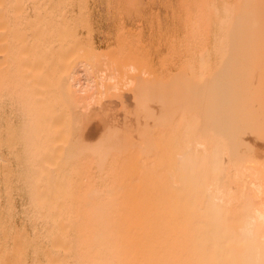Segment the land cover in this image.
Instances as JSON below:
<instances>
[{
  "label": "rangeland",
  "instance_id": "374dc122",
  "mask_svg": "<svg viewBox=\"0 0 264 264\" xmlns=\"http://www.w3.org/2000/svg\"><path fill=\"white\" fill-rule=\"evenodd\" d=\"M78 1L80 2L81 6L80 4L77 6ZM78 1L75 0L74 5L71 4L72 6L68 5V9L70 11L68 10L69 13L68 12L67 13L68 14L74 13L77 17L80 16L82 13L81 17L77 18L76 16L72 15L71 16L72 19L67 18V20L65 19V21L63 20V22L60 20L61 22L59 23V25H57L58 23L56 22L52 23V21H49V19L45 20L46 17L43 19L44 21L35 20L34 18L35 17L34 9H36V4L38 3L42 4L45 2L44 4L46 5V3L49 2V0H34V1L33 0H26V1L23 0L22 3H21V0L20 1L19 0H3V2H1L0 0V3L2 4L0 16L2 14L1 19L4 17L1 20L0 25L2 28H5V33L3 36L2 35L1 36L4 37V39L6 40L5 42L8 44L7 46H5L6 43L5 42L2 43L3 45L1 46L4 48V50L2 47L0 49V51L3 50L0 53L3 54L4 52V55H2L4 61L6 60L8 62L4 66L0 67V171H1L0 178H3V175H4V178L6 177L5 179L7 180V181L5 180L7 182L6 183L4 182V178L3 180L0 179V188L5 183L7 184L3 186L5 188L2 187L0 189L2 193V194L0 193L1 194L0 201L2 203H3V200L7 201V204H5L6 203L5 201L3 204H5L6 207H9L10 211L12 210L13 213H15L14 210H16L17 211L16 213L21 214V215L22 213L25 214V212L27 211L28 213H32V215L35 213L40 214L39 211H41V208H43V206L45 208L48 206L47 207V210H48L49 205H50L53 207V209L54 207L56 208L58 207L56 210L59 209L58 211L60 213L55 211L58 214H64L62 212H66L67 214H71V215L82 213V212H79L77 209V207H81L82 205V204L80 205V202L78 200L84 196V193H82L83 191H80V190H82V187H83L82 183L90 182L89 181L90 179L85 178L87 177V175L84 177L85 179L78 176L81 172L80 167L84 165V164L80 165L83 161L80 158L84 156V154L87 156V158L89 157L91 159V162L89 161L90 162L89 169H86L88 170L86 174L92 175L91 181H93V183L96 184V187L100 189L101 191L106 192L107 190L112 189L113 192L110 195V197L116 200L115 205L118 207L122 206L128 209L125 211H117L116 213H126V214L137 213V212L146 213V210H143V208L149 207L151 205H153V207L155 205H158V207H161L159 206V204H162L161 202H163V200L157 203V201L161 199L157 198V201H156V197H159V198L163 197V194H164L163 192L165 189L163 188L162 183H165V181H167L168 179L166 178L167 180L165 179L164 182L162 179H164L163 176L165 173H167L166 171H168V168L170 167L169 165L166 164V160L168 158L169 159L172 158V155H170L171 153H169V149L171 147L172 149H174L173 147L174 144L176 145L174 149L175 151H180V152H182L183 150L187 151L186 149L188 147L190 149L192 148V150L194 151L196 149L194 147L195 143H198L197 141H199L200 137H202L201 138L202 142L204 140L205 142L203 143L201 142L203 144L202 149L200 147L201 145L199 146L200 148H197V150L201 149L198 155L201 154V152H203L204 154V151L208 149L209 147L210 148L206 150L208 152L212 148L215 149L217 147L219 150L217 148L215 150L213 149L212 150L215 152L218 151V153L216 154L218 158L220 157L218 154L221 155L222 159L220 158L221 162L219 163L221 164L219 165L223 166L224 162L226 161L224 160L223 162V159H225L227 155L228 156L230 155L229 150L227 148L229 147L230 150L232 149V147H230L228 144L232 139L229 142H227V140H229L231 137V133L232 135H234L232 136L234 137L232 141H234L235 137L236 136L238 137L240 133L244 134L242 130L246 128L244 132L246 133L245 135L247 136L249 135V138L247 139L248 142L253 143V141L256 142L257 140V142L253 144L257 145L258 143L259 145H261L260 147L259 146H256V147L260 148L261 150L260 155L264 157V151H263L264 150V80H263L264 70H262L264 69V66H262V64L264 65V60H263L264 59V51H263L264 49L263 47L264 46V34H263L264 33V16H263L264 15V5H263L264 0H261V1L258 0V2L257 0H255L256 4L258 3L259 5H261L260 3H262L263 5V8L262 6H260L261 8H259L258 6V10L260 9L259 11L256 8L257 6L256 7L252 6V3L254 2V0H251L252 3L250 2V0H242V1L241 0H234V1L233 0H223L225 1L224 3H222L223 2L222 0H86V1L78 0ZM19 2L21 6L25 4L23 6L24 8L23 7L21 8L19 6ZM240 2L241 4L242 3L248 4V6L247 4H245L246 9L243 7L245 5L243 4L241 5ZM236 3H239V4H236ZM10 4H13V5H10ZM3 5H4V8H3ZM79 6L82 7V10H80ZM249 6H251L250 7L251 10L247 9V7ZM77 7H79V9ZM230 7L231 9H228ZM253 7L254 9L256 8V10L252 11ZM20 8L23 11L24 10L25 11L22 12ZM226 9H228L229 11ZM32 10L34 11L33 12L34 15L32 13ZM249 11H252V12H249ZM236 12L238 13V15ZM234 14L236 15L234 16ZM82 16L85 19L82 18ZM75 17L77 20L75 19ZM30 19L35 20L33 22L34 25L32 22H31L32 25H30V22L27 23V21ZM3 21H4V24H3ZM38 21H40L39 23L41 25L38 23ZM248 21L250 25L248 24ZM35 22H37L38 25ZM67 22H70V23H67ZM254 22H255V25H254ZM257 22H259V24ZM227 23L230 24V26ZM234 24L236 26L239 24L240 27L238 26L236 27ZM242 24L243 25L246 24L247 27H250L249 28L250 32L248 31L249 29L243 26ZM36 25L39 27V29H41V30L39 29L38 30L36 29V30L38 32L41 31L42 33L37 32L38 34H33L34 31H36L35 30ZM34 26L35 28L32 29ZM44 26L47 31H45ZM54 27L56 29H54ZM226 27L228 28V30H226L227 29ZM230 27H232V30ZM64 28L65 30H63ZM66 28H69L70 30ZM233 28L234 29L238 28V29L234 30ZM9 29L11 30L9 31ZM244 29L245 30L247 29V32L249 33V35L247 32H245ZM15 30L16 32L19 31L20 34L16 33ZM21 30L25 33L23 38H22L23 32H20ZM240 30L241 31L244 30L243 33ZM251 30L254 33H251ZM51 31H53L52 33L54 34H52ZM217 31L218 33L220 31V33L218 34ZM232 31L235 32L237 36ZM2 33L3 32L1 31L0 34ZM49 33H50V36H49ZM224 34L227 35L226 36L227 38L224 36ZM232 34L234 36H232ZM20 35L22 39H20ZM42 35L44 36L48 35V37L47 38L43 37L42 39L41 38ZM35 37H36V41L34 39ZM51 38H53V40ZM23 42L25 43V46L22 45ZM32 42H33V45H32ZM35 43H37L39 46L36 45ZM40 44L43 48L41 47L42 49L40 48L39 50H37L38 47H40ZM17 45H22L23 48H19L20 46L17 47ZM31 45L33 46L34 50L32 47L28 49L29 48L28 46H31ZM247 48L250 49L251 51L248 50ZM17 50L19 52H17ZM31 50H33L32 51L33 54ZM35 50H37L38 52ZM252 50H254L253 52H255L256 50L257 51L253 54ZM21 52H23V54H26L29 52L31 54V55L30 54L28 55L29 58H31L30 56L34 55L32 56L33 59L28 58L29 59L28 61L34 62L35 60L37 61L39 59L37 61L38 63L35 62L34 65L37 63L35 66H37L38 64H41L42 66L40 65V67H34L33 65V67L31 68L32 64L31 65L27 64L29 63L27 61V63H23V64L27 65V68H31L33 70L30 69L29 71V69L27 70V68L25 69V67L23 70V65L21 64L24 60L22 61L19 58H17V57H20V58L23 57ZM259 54L260 56H258ZM37 56H39V58ZM24 57H26V55ZM252 59L253 60L255 59V60L253 61ZM259 60L261 61V64ZM19 61H22V62H19ZM230 62L232 63V65H230L231 64ZM252 63L254 65V69H253ZM129 65L130 66L134 65V69L137 68L135 69L137 71L134 72V74L132 71H130L131 69L135 71L133 69V66L130 67ZM20 66L22 67L20 68ZM127 66H129L128 69H127ZM250 67L252 68L253 71L249 70L251 69ZM75 69L76 70L78 69L79 71L84 73L83 74L84 75L83 84L85 86V88L83 87L85 90L83 93L85 94L81 95L82 96L81 98L77 97V99L69 98L70 96L67 97L68 94H66L67 96L64 95L65 94L64 92L66 91L63 90L64 87L62 88V81L64 80L63 78H65L66 74H68L69 76L68 72L72 70L70 73H73ZM143 70L148 71V72H145L146 74L142 72L143 73L142 75L145 74L144 77L148 75L149 78L151 77V80L155 79L154 81L156 82L152 81L153 82L152 83L151 80L148 81L149 79L148 78L146 79V82L148 83L151 82V83L150 84L146 82L144 83L143 80H145L147 76L143 79V76L139 74ZM104 71L113 74L114 77L117 76L116 81H118V83L116 84L117 86L114 85V87L116 86L114 90H112L113 83L111 82L107 83L106 80L102 81L104 77L102 74L105 73ZM249 71L251 73H249ZM230 72L233 74L227 75V73H230ZM138 74L142 76L143 80L141 78L139 79L136 78L137 76L140 77ZM245 74L246 76L247 74H249L252 79L250 78L249 75L246 77ZM105 75L107 74L105 73ZM230 75H232L233 82L236 79L234 83L231 82V77L230 78L228 77L229 79L227 78V76H230ZM76 76L77 75H75V78ZM123 77H124V80L126 79L129 80V78L131 79L132 77L136 78L135 80H133L134 78L130 80L132 81V84L135 85V87H128L127 86L129 85L128 83H131V82L130 81L128 83L125 82L124 80H122ZM183 77H185L184 80L186 78L187 80H189L187 83L189 82L192 84L194 83L193 84L195 85L194 87H197L198 85V87L201 86V89L200 87L198 89L194 87L190 88V90L192 89L190 91L191 98L189 95H188L189 97L187 98V100L189 99V104L187 102L184 103V105L182 106V108H184L182 109L183 111H181V109H180L181 113L179 111V114H180L179 119L177 118L179 117V114L178 116H176V114L171 115L170 117L166 116L170 122L176 116L177 120L175 119L174 121L176 122L173 121V123H171L172 124L171 126L170 122L168 123V121L164 120V117H162L163 113L166 112V111L165 112L162 111V109H165V107H163V105L165 104L163 103H165L164 100L170 101V102L168 101V105L170 103H173L171 101L172 99L167 98L170 94L166 92H170L168 90L169 89L171 90L172 88H174L175 85L176 87L180 86V84L177 85V81L175 82L176 84L174 83L175 85L173 86L171 82L172 79L174 78L176 80L178 79V82L180 83L179 79L181 78V80H183ZM247 78H249L250 81H248L249 83L246 86L247 80H248ZM191 80L193 82H191ZM243 80L244 82L245 81L246 82L244 83ZM65 81H68V80H65ZM65 81L63 83H65ZM167 81L169 83H167ZM122 82H125V84ZM165 82L168 85L167 87L164 86ZM98 84L104 85V89L103 90L100 89L101 86L99 87ZM123 84L124 85L127 84L126 87L128 89L125 86H123ZM132 84L130 86H134ZM146 84H148L149 86L147 85L148 86L147 87ZM192 84L189 85L188 87L192 86ZM204 84L206 87L207 86L210 87L211 84L213 86L216 84L215 86H217V88H215L216 89L215 90L210 87L212 93L210 92V94H208L206 92L207 88H205ZM225 84L226 85L229 84V86L230 85L231 86L229 87V86H226ZM169 85H171V88H169L170 87ZM243 85L246 87V89H244ZM136 86L138 89L136 88ZM218 86L221 87V90H220V87L218 89ZM143 87H146L147 90L149 91H151L152 89L154 90L156 88L155 91H157V93H155V91H152L155 94H153L152 92L148 93V91H146V88H143ZM239 87L241 88L243 87V88L241 89ZM110 88L112 89L110 90ZM133 88H136L137 91H139V88H141L143 92L145 91L144 95H142L143 93L140 94V92L139 93L136 92ZM165 88H166V91H165ZM177 88H175V91L177 90ZM210 89H207V90L209 91ZM232 89H234L235 92ZM159 90H161V92L162 90L165 91V92L163 91V94L165 95L164 100L162 99L163 97L161 96V93H159L160 92ZM179 90H180V87L178 88L175 94L173 93L171 94V97L172 98L175 97V99L176 98L179 99L177 96L178 94H180V92L177 94ZM217 90L220 92V95ZM241 90H243L242 93H241ZM125 91H128V92H125ZM172 91H174V89ZM132 92L133 93L136 92L134 93L135 94L134 96ZM101 93L103 94L104 97L100 96L102 95ZM124 93H127V95L126 94L124 95ZM194 93L195 94L197 93L198 95L193 96L195 95ZM139 94L145 97V100L143 99L142 101V97L139 96ZM147 94H149L150 98H147L149 97ZM200 94L202 95V98L205 97V99H207L208 101L216 97H217L216 98L217 101L218 100L220 101H218V104H216L217 101L216 99H214V101L212 100L210 103H208V101H206L205 103L202 100ZM214 94H216L215 97H213ZM69 95H71V93ZM121 95L122 97L126 96V98H130L131 100L128 101L129 99H127L126 101L128 102L126 103L124 101L125 98L123 100ZM209 95L212 98H210ZM239 95H241L242 97L244 95V97L242 98ZM134 97H137V102H139V105L143 107V110L145 109L144 111L147 110V113H148V107L154 105V103H156V106L154 105L155 107H152V109H150L151 107H149V110H151V112L153 110L157 111L156 112L157 114H154L156 116L159 115V113L162 111L161 113L162 115L160 114L161 115L160 119L158 116H157L158 119H156V117L153 115L154 113L153 111L152 114H148V115L154 116L153 118L152 116H150L152 119H150V117H148V115L146 114L145 117L143 115L144 120L142 121L143 122L142 124H139V122L141 123V121H138V125L139 126L142 125L141 128L145 126L142 129L140 128L139 130L142 131L145 129V131L146 130L148 131V132L146 131L148 134L142 131L141 133L142 135L140 134L139 131H135V132H138L141 137L138 136L139 135L138 133H135L136 136H134L131 131H128L130 130L129 128L127 130L128 126L133 127L132 129H134L135 128L134 126L135 125L137 126L136 120H139L141 118V117L139 118V116H142L141 114L138 116L139 111H137L136 108L139 109L141 107H137V105L133 101ZM194 97H196L195 100L194 99L192 100V98ZM219 97L220 99H218ZM91 98H92V101L94 100L93 103L90 101L93 107H95L94 104L97 103V101L100 102V104L99 102L97 103L99 108H101L103 104L102 101L106 102L107 99H112V98H113L112 102L114 99L116 100L115 104L118 103L117 104L118 107L113 106L111 101H110L111 106H109L111 107V109L110 108L109 109L111 113L110 117H111V123H112V124L110 123V125L114 129L116 128V130L115 131L113 130L114 131V132L112 131L113 133L111 132L109 133L108 131V143L106 142L107 140L103 141L105 145H101L98 142H94L93 144L97 143V146L94 147L93 145H90L92 148L91 150H89L90 148L88 147L87 150L83 149V151H82V148H74V149L73 147L70 148V145H72V142H73V140L71 139H74L73 137L74 135L71 136L72 134H74L72 133L74 132L73 131L75 128L74 126L80 125L78 121L83 119V117H80L82 115L81 113H84L86 115L87 113L86 109L89 106L91 107V108L89 107L90 110L92 109V111H94L91 103L89 102ZM239 98H240V101L243 100L242 104L240 101H237L239 100ZM69 99L70 101L68 102ZM199 99L201 101H199ZM86 100L87 102L90 103L88 104L89 105L88 107H86L87 106ZM119 100H120V103L118 102ZM176 100L173 99L175 103H176ZM196 100H198V102ZM132 101L134 102L132 104H135L136 106L131 105ZM140 101L142 102L145 101L146 104H148V101H149L150 105H147L148 106L147 107L146 105H143V103H140ZM161 101H162V104H160ZM70 102L72 103L73 106L79 105V106H76L77 108L74 106V110H73L74 112L72 111L73 106L71 105ZM110 103L108 102L104 104L109 105ZM129 103L131 107L133 106L132 108L130 107ZM97 104H96V107H97ZM120 104H122L123 107L124 108L126 107V108L125 109L122 108V105ZM190 104L193 106L196 105L197 109L201 111L199 112L197 111V109L196 111H192L193 109L191 108H196V106L193 107ZM213 104L215 106H213ZM221 104H224V105L221 106ZM231 104L232 105L236 104V109L234 106H231ZM160 105H161V108H160ZM168 105L166 106V110L168 109ZM82 106L84 107V109L86 108L85 109L86 113L84 112V110H82L83 108ZM89 108H88V111H89ZM78 109L81 111V113ZM113 109L116 110L117 114L118 113L120 114V111H121L120 115H122L123 111H124V114L127 115V111L129 110L130 112H128V116H126L127 118L125 119H128V117H130L129 114L133 116L138 113L136 116H138L139 119L135 118L134 119L135 122L133 121L131 123L133 124L136 123V124L134 126H130L131 124L129 122L130 118L128 120H123L124 118L121 117L119 114H118L119 116L116 115L115 114L116 112H114ZM205 109L206 111H204ZM75 110L77 111V113L79 111V113L75 114L76 112ZM232 110L234 112H232ZM235 110L238 111V113ZM95 111H96V108H95ZM133 112H136V113L133 114ZM203 112L204 114H202ZM73 113L74 115H79L80 118L79 117L77 118V116L72 117ZM223 113L225 115H223ZM112 114H115V115H112ZM204 116H206L207 118ZM216 116L218 117V120ZM222 116L224 117V119L222 118ZM261 116L263 118H261ZM133 118L131 119L133 120ZM229 118L230 120L232 118L234 119L237 118V121L233 119H232L233 121L231 120L232 123L235 122L232 124L236 126L235 128L234 126L231 125ZM159 120H161L160 123H162V121H165V122L162 124H159ZM220 120L222 121L220 122ZM178 121L180 122L177 123ZM151 123L156 126L155 127L154 125L152 126ZM165 123H168V125L170 124L169 125L170 127H168V125ZM202 124H205L204 127L208 129V130L206 128H205L206 130L203 129L204 134L202 133L201 130H199ZM206 124L208 127L206 126ZM224 124H226L227 126L225 125L224 127ZM163 125H166L167 128H164L165 126ZM228 125H230V131L226 130ZM178 126H180V128ZM146 127H148V129ZM204 127L202 126V128ZM123 128L125 130H123ZM137 128L139 127L137 126L135 130ZM177 128L180 130H178ZM220 128L225 129V130H221ZM143 132L144 134H146L145 136L143 135ZM234 132L235 133L239 132V133L238 135H235ZM114 134L120 135L121 147L119 144H118L119 146L116 144L117 142L116 141L115 145H113L114 149H110L111 146H109L110 145L109 141L111 139L109 140V138L110 136H114ZM198 134L200 135L198 136ZM225 134L227 136L230 135L229 139L226 138L227 136ZM201 135L206 136V137H203ZM210 135L211 136L213 135V139ZM174 136L178 137V138L175 137L177 139L176 141L174 140L176 143L171 141L175 139V138L171 139ZM250 136H252V138H250ZM45 138L47 139L46 140L47 144L44 143V141H42V139L44 140ZM235 141L237 142L236 144H232L235 142H231L230 145L238 146L239 141L237 139ZM42 142H43V145H41ZM103 142L101 141V143ZM169 142L171 143L170 148L168 146ZM226 142L228 144V147L224 145L226 144ZM245 142L247 141L245 140ZM201 143L199 141L198 144H201ZM106 144H108L109 146V147L107 146L109 148V152L107 153H106V149L108 150V148H106ZM220 144L221 145L223 144V145L221 146ZM177 145L178 146L180 145V149L177 147ZM204 147H206V149ZM238 147L235 148L234 150L235 152ZM261 147L263 148L261 149ZM189 148H188V151H189ZM224 149H226V151L228 150L227 155ZM239 149L240 148H238L237 153H239L238 152L240 151ZM222 150H224L225 152L223 153ZM164 151H167L168 154L171 156V158L170 156H167V154L164 155L165 153ZM234 151H232V155H234L233 154ZM221 153H223L226 156L224 155L222 156ZM201 156L199 155V159ZM34 158L36 159L34 163H36V161L39 158L43 159V160L40 159L39 162L40 164L44 166V169L43 167L39 166V163H36V165L31 164V161L33 162ZM169 159L167 160L168 164L170 161ZM41 160H42V163H41ZM80 160H81V163H79ZM200 161L198 162L200 164L205 162L204 160H202L203 162L202 161L200 162ZM165 165H167L168 168H166ZM4 166H5V169H3ZM37 166H39L41 169L40 170L37 169ZM1 167H2V170H1ZM85 167H82L83 169L81 168L82 172H84L83 170ZM46 169H49L47 170L48 172L45 171ZM2 172L4 174H2ZM162 172L164 173L162 174ZM159 173L160 175H163L162 176L163 178H160L161 176L159 177ZM81 174L84 175V173H81ZM156 174H158V176ZM83 175L81 176L83 177ZM155 175L159 177V179H156L157 177L154 178ZM37 176H39V178H37ZM165 177H167V174L165 175ZM1 180L3 181L4 184L2 183ZM36 182H40L41 184L44 182L45 183L44 186L45 187L47 186L46 188H48L50 191L52 190V192L49 191L51 193V195L49 194L50 196L46 195L48 194V191L44 186H42L47 191L46 194H45L46 191L43 193L44 194L43 197H47L48 201H49V198L50 199L53 198L51 200L52 201L54 200V202L46 201V204H42V205L41 203H39L40 201H43L44 198L40 200L41 198L38 196V199H37L36 190L38 191L39 189L38 187L41 185H38L40 183L37 184ZM57 183L59 184L61 183V185L57 186L59 185ZM79 183L80 185L78 186L77 184ZM34 184H37V187H36L37 189L34 188L35 191L33 190ZM42 187H40V189ZM84 187L86 186L84 185ZM79 191L82 194L79 193ZM34 192L36 193V196ZM57 192L61 193V195L60 194L58 195ZM40 193H38V195ZM98 196L99 197H97V199L107 198L108 194L107 195L102 194ZM34 197L36 199H34ZM60 197L61 199L59 200L61 201L59 202L55 201L56 199L58 200V198ZM8 199L10 200L9 202L12 201L11 202L12 205L11 203H8ZM45 200L47 199L45 198ZM2 203H0V206ZM11 207L12 208L15 207V209H12ZM61 208H62V211H61ZM7 209L6 211L9 212V210ZM36 209H40V210H36ZM64 209L66 210L64 211ZM42 210L44 211L45 209H42ZM47 210H45V212L54 213V210L53 212H51L52 210L50 211H47ZM107 264H111V262H108Z\"/></svg>",
  "mask_w": 264,
  "mask_h": 264
},
{
  "label": "bare ground",
  "instance_id": "6f19581e",
  "mask_svg": "<svg viewBox=\"0 0 264 264\" xmlns=\"http://www.w3.org/2000/svg\"><path fill=\"white\" fill-rule=\"evenodd\" d=\"M22 1L23 0H21V3H22ZM76 1H78V0H76ZM1 2H3V0H1ZM224 2L225 1H223L222 3H224ZM250 2H251V0H250ZM257 2H258V0H257ZM44 3H42V4H40V3L36 4V9H34V11H35V17L34 18H35V20H43L46 17L45 20H48L49 19V21H52V23L53 22L54 23L56 22V23H58L57 25H59V23L61 21L63 22V20L65 21V19L67 20V18L68 19L71 18L72 15L76 16L74 13L73 14L70 13L71 15L68 14L69 13L68 12V10H69L68 9V5H71V4L74 5L75 0H49V2L46 3V5ZM253 3H254V5H253ZM253 3H252V6H255V7L257 6L256 7L257 10H258V6H259V8H261L260 6H262V8H263L264 3H263V5H262V3H260L261 5H259L258 3L256 4L255 3V0H254ZM16 4H17V2H16ZM79 4H80V2L78 1L77 2V6ZM236 4H239V3H236ZM240 4H241V2H240ZM242 4L245 5L247 3H242ZM1 5L2 4L0 3V12H1V7H2ZM4 5H3V8H4ZM10 5H13V4H10ZM225 5H226V3H225ZM19 6L21 8L23 7V6L20 5V2H19ZM80 6H81V4H80ZM247 6H248V4H247ZM79 7H77V8L79 9ZM243 7L245 8L246 5L243 6ZM250 7L251 6L247 7V9H250L251 10ZM21 8H20V10L22 12H24L25 10L23 11ZM256 8L254 9V7H253V10L252 11L256 10ZM228 9H231V7L228 8ZM228 9H226V10H228ZM80 10H82V7H80ZM238 10H239V8H238ZM34 11L32 10V13ZM252 11H249V12H252ZM85 14H86V12H85ZM33 15H34V13H33ZM81 15H82V13H81ZM81 15L78 16V17H81ZM235 15L236 14H234V16ZM237 15H238V13H237ZM1 17H2V14L0 16V22L4 18L3 17L1 19ZM76 17H75V19H76ZM82 18H84V17L82 16ZM26 19H28V18H26ZM248 19H249V17H248ZM30 20H28L27 23L30 22V25H32L31 22L33 23L35 20H33V19H30ZM4 21H3V24H4ZM39 22L40 21H38V23ZM250 22H252V21H250ZM35 23L38 25L37 22H35ZM67 23H70V22H67ZM257 23L259 24V22H257ZM246 24L245 25L242 24V25L245 26V27H247ZM248 24L250 25L249 21H248ZM19 25H20V23H19ZM33 25H34V23H33ZM37 25H36V28L34 26L32 29L35 28V30L36 29L38 30L39 27ZM48 25H49V23H48ZM66 25H68V24H66ZM228 25L230 26V24H228ZM254 25H255V22H254ZM3 26H5V25H3ZM54 26H55V24H54ZM237 26L240 27L239 24ZM0 27H1V25H0ZM1 28H0V33H1V31L3 33L0 34V43H1L0 44V49L2 47L1 45H3L2 43H4L6 41L4 39V37H2L4 35V33H5V28H2V30H1ZM6 28H7V26H6ZM230 28L232 30V27H230ZM247 28L249 29L250 27H247ZM44 29H45V31H47L46 28H45V26H44ZM47 29H48V27H47ZM54 29H56V28L54 27ZM66 29L70 30L69 28H66ZM237 29L235 28L234 30H237ZM10 30L11 29H9V31ZM37 30L34 31L33 34H38V33L41 32V31L38 32ZM39 30H41V29H39ZM63 30H65V28ZM226 30H228V28ZM243 31H241V32L243 33ZM248 31L250 32V29ZM15 32H16V30H15ZM20 32H23V31L21 30ZM52 32L53 31H51V33ZM203 32H204V30H203ZM238 32H237V34H238ZM245 32H247V29L245 30ZM6 33H7V31H6ZM16 33L20 34L19 31L16 32ZM217 33H218V31H217ZM219 33H220V31H219ZM233 33L236 35L235 32H233ZM251 33H254V32H252V30H251ZM24 34L25 33L23 32L22 38L24 37ZM52 34H54V33H52ZM226 34H224L225 37L227 36ZM248 35H249V33H248ZM49 36H50V33H49ZM232 36H234V35L232 34ZM251 36H252V34H251ZM43 37H46L47 38L48 35H46V36L42 35L41 38L43 39ZM22 38H21V35H20V39H22ZM261 38H263V37H261ZM34 39L36 41V37ZM51 39L53 40V38H51ZM259 39H260V37H259ZM44 41H45V39H44ZM228 41H230V40H228ZM239 41H240V39H239ZM19 42H20V40H19ZM37 42H39V41H37ZM253 42H255V41H253ZM21 43H22V41H21ZM35 44L38 45L37 43H35ZM7 45L8 44L6 43L5 46H7ZM22 45L25 46V43L23 42ZM22 45H17V47L20 46L19 48H23ZM32 45H33V42H32ZM32 45L31 46H28L29 47L28 49H30L31 47L33 48ZM248 45H250V44H248ZM37 47H36V49H37ZM41 47L42 46L40 44V47H38L37 50H39ZM19 48H17V49H19ZM243 49H245V48H243ZM3 50H4V48H3ZM3 50H1V51H3ZM12 50H14V49H12ZM33 50H34V48H33ZM33 50H31V52ZM37 50H35V51H37ZM248 50H250V49H248ZM44 51H45V49H44ZM253 51L254 50H252V53L254 54L257 50L255 52H253ZM263 51H264V49H263ZM17 52H19V51L17 50ZM23 52H21L22 55H23V57L22 58L17 57V58H19L22 61L24 60L23 62L22 61H19V62H22V64L21 63L20 64L23 65V70H24V67L26 69L27 68V65H24L23 63H27V61L29 59H31V58L33 59L32 56H34V55L30 56L31 58H29L28 55L30 53L29 52L28 53L25 52L26 54H23ZM32 54H33V52H32ZM2 55H4V52H3V54L0 53V67L4 66L6 63H8L6 60L4 61ZM11 55H12V53H11ZM25 55H26V57L27 56L28 57L27 58L24 57ZM258 56H260V54ZM37 57L39 58V56H37ZM5 59H6V57H5ZM246 59H247V57H246ZM250 60H251V58H250ZM37 61L36 60L34 62H31V61L29 62L28 61L29 63H27V64H30V65L32 64V66H31V68H32L33 65H34V63L37 62ZM39 63H40V61H39ZM250 64H249V66H250ZM260 64H261V61H260ZM35 65H34V67H40L41 64H38L39 66L38 65L35 66ZM230 65H232V63ZM252 65H253V63H252ZM129 66H127V69H128ZM131 66H133V69H134V65H131ZM262 66H264V65L262 64ZM21 67L22 66H20V68ZM31 68H27V70L29 69V71H30ZM259 68H260V66H259ZM135 69H137V68H135ZM253 69H254V65H253ZM31 70H33V69H31ZM77 70L75 69L73 73H70L72 71L71 70L70 72H68L69 73V76H68V74H66V76H67V77L65 76L66 79L65 78H63L64 80L62 79L63 80L62 81V88L64 87L63 90L66 91V92H64L65 93L64 95L68 94V96L66 95L67 97L70 96L69 98H74V99H77V97L78 98H81L82 97L81 95L85 94V93H83L85 91L84 90L85 86L83 84V80H84L83 79V76H84L83 74L84 73L81 72V71H79V70L77 71ZM129 70H130V68H129ZM249 70L251 71L252 68L249 69ZM262 70H264V69H262ZM130 71H132L133 74H134V72H136L137 70L133 71L131 69ZM234 71H236V70H234ZM250 71H249V73H251ZM104 72L107 75H105V73L104 74L101 73L104 76L102 81L106 80L107 83H109V82L113 83L112 84L113 89L110 88V90L111 89L114 90L116 88V86H117L116 84L118 83V81H116L117 80L116 79L117 76L114 77L113 74H111L109 72H106V71H104ZM142 72L145 73V72H148V71H144L143 70L139 74L142 75L143 74ZM231 72L230 73H227V75L233 74ZM173 74H175V73H173ZM75 75H77L76 78H75ZM110 75H112V76H110ZM144 75H142L143 76V79L147 76L145 78V80L142 79V76H140V77L137 76L136 78H138V79L141 78L144 81V83H145L146 82V79H148L149 77H148V75H146L144 77ZM248 75L249 74H247V76ZM245 76H246V74H245ZM228 77L229 78L231 77V82H233L232 81V75L227 76V78ZM233 77H235V76H233ZM133 78L134 77H132L131 79L129 78V80L126 79L127 80L126 81V80H124V77H123L122 80H124L125 82L128 83ZM136 78H134L133 80H135ZM184 78L185 77H183V80H184ZM250 78H251V76H250ZM247 79L248 80H247L246 86L249 83L248 81H250L249 78H247ZM65 80H68L69 82L68 81H65ZM149 80H151V77L148 79V81ZM154 80L152 79L151 82L154 81ZM179 80H180V83L178 82V79L176 80L175 78L172 79V81L170 80L172 82L173 86L176 84L175 83L176 81H177V85L180 84V86H177L178 88L180 87V90L177 92V94L180 92V94L177 95L179 99L176 98L177 99L176 100L175 97L174 98L171 97V94L172 93L175 94L176 91L178 90V88L176 87V85L171 90L169 89V88H171V85H169L170 86L168 88L169 90L168 89L167 90L170 91V92H166V93L170 94L169 95L170 97L169 96L168 97L166 96V97L169 98V99H172L171 101L173 103H170L168 105V101L169 100H164V98H165V95L163 94V91L164 90H162V92H161V90H159L160 91L159 93H161V96L163 97L162 99L165 101V103H163V104L166 105V103H167L168 109L166 110V106L167 105L166 106L163 105V107H165V109H162V111L163 112L166 111V112L163 113V115H162L161 114L162 111L161 112L159 111L160 113L157 116L160 119V116L162 115V117H164V120L168 121V123L170 121H169V119H167V117H170L171 115H175V114H176V116H178L180 109H181V111H183L182 109H184V108H182V106L184 105V103L187 102L189 104V99L187 100V98L189 96L191 98V92L190 91L192 89L190 90V88L191 87L193 88L195 86V85H193L194 83L193 84L190 83V82H189L190 84L187 83L189 81V80H187V78L185 79L186 81L185 80L184 81L181 80V78ZM235 80H234V82H235ZM64 81H65V83L67 85L65 83H63ZM125 82H122V83L125 84ZM130 82L131 83H128L129 85H127V84L126 85L128 87H135V85L132 84V81H130ZM140 82H141V80H140ZM154 82H156V81H154ZM191 82H193V81L191 80ZM243 82H244V80H243ZM137 83H139V82H137ZM146 83H148V82H146ZM150 83H148V84H150ZM167 83H169V82L167 81ZM124 84H123V86L126 87V85H124ZM131 84L134 85V86H130ZM148 84H146V86ZM191 84H192V86L188 87ZM114 85H116V86L114 87ZM138 85H140V84H138ZM157 85H159V84H157ZM98 86L99 87L101 86L100 89H102V90L104 89V85H99L98 84ZM164 86L165 87L168 86L166 84V82H165ZM204 86H205V84H204ZM214 86L211 84L210 87L213 88V89L217 88V86H215V87ZM226 86H229V84L226 85ZM138 87H140V86H138ZM199 87L201 89V86H199ZM199 87L197 85V87H194V88H197L198 89ZM208 87L209 86H207V87L205 86V88L210 89V87L209 88ZM219 87L220 86H218V89H219ZM237 87H238V85H237ZM136 88H137V86H136ZM136 88H133V89L136 92H138V93L140 92V94L143 93L142 95H144V92L145 91L143 92V90L141 89L142 86H141V88H139V91H137ZM143 88H146V87H143ZM150 88H152V87H150ZM175 88H177L176 91H175ZM239 88H241V87H239ZM155 89L154 90L152 89L151 91H149L146 88V91H148V93H151L152 91H155ZM173 89H174V91H172ZM207 89H206V92L208 94H210L211 89L209 91ZM244 89H246L245 86H244ZM131 90H132V88H131ZM220 90H221V87H220ZM232 90L234 91V89H232ZM237 90H238V88H237ZM165 91H166V88H165ZM242 91L243 90H241V93H242ZM125 92H128V91H125ZM136 92H134V93H136ZM70 93H71V95H69ZM134 93L132 92L133 96L135 95ZM152 93L155 94V93H157V91H155V93L154 92H152ZM244 93H245V91H244ZM125 94L127 95V93H124V95ZM140 94H139V96H141ZM147 95L149 96V94H147ZM196 95H198V94L196 93L193 96H196ZM215 95L216 94H214L213 97H215ZM219 95H220V92H219ZM233 95H235V94H233ZM100 96H103V94L100 95ZM128 96H129V94H128ZM211 96H212V94H211ZM211 96H210V98H212ZM229 96H230V94H229ZM239 96H241V95H239ZM121 97H122V95H121ZM141 97H142V101H143V99L145 100V97H143V96H141ZM220 97L218 99H220ZM243 97H244V95H243ZM84 98H85V96H84ZM122 98H123V100L125 98L124 101L126 103L131 100L130 98H126V96H124ZM147 98H150V96L147 97ZM195 98L196 97L192 98V100L193 99L195 100ZM201 98H202V95H201ZM203 98H202V100L206 103V101H208V100L205 99V97H203ZM216 98H214V99H216ZM237 98H238V96H237ZM74 99H73V101H74ZM112 99H107L106 102L105 101H102L103 104H102L101 108H99L98 107V104H97L99 101H97V103L94 104L95 107H93L92 103L94 102V100L92 101V98H91V100H89V102L90 101L92 102V103L91 102L90 103H91L92 108H93L94 111H92V109L90 110L91 107L88 105L90 103L87 102V100H88L87 99L86 100V102H87L86 103L87 104L86 107H88V106L90 107V108L88 107L90 112L88 111V108L87 109L85 108L87 110L86 111L87 113H86L84 107L82 106L83 107L82 110H84V112L86 113V115L89 113L87 116L84 113H81V111L78 109L80 111V113L82 115H84V116H82L80 114L81 115L80 117H83V119H81L80 121H78L80 123V125H77L78 128L75 125L76 121L74 123V125H75L74 127L76 129L74 128V130H73L74 132H72L74 134L71 135V136L74 135L73 136L74 139H71V140H73V142H72V145H70V148L71 147H73V149L74 148H82V151H83V149H86L87 150V148L89 147L90 148L89 150H91L92 148H91L90 145H93L94 147L97 146V143L96 144H93L94 142H98L101 145H105L103 141H106L107 140L106 142L108 143V131H109V133L110 132L113 133L116 130V128L114 129L110 125V123H111V117H110V115H111V113H110L111 107H109V106H111L110 101L112 102ZM127 99H129V100L126 101ZM173 99L176 100V103H175V101H173ZM200 99H199V101H201ZM214 99H212V100L214 101ZM246 99H247V97H246ZM138 100H139V98H138ZM212 100H209L208 103H210ZM69 101H70V99L68 100V102ZM133 101L135 102V104L137 105V107H141L139 109L136 108V107H134V108H136L137 111H139L138 112L139 114L137 113L138 116L140 114L142 115V116H139V118L141 117L140 119H142V120H140L138 118V116H136L137 114L136 115H133V116H131V114H129L130 117H128V119L130 118V121H129L130 123L133 122V121L135 122V120H134L135 118L139 119V120H136L137 126L139 128H137L135 130V128L137 127L135 125L136 123H134V124L131 123L130 126H134L135 125L134 126L135 128L132 129L133 127H129L128 126L127 127V130L129 128L130 130H128V131H131L132 134L134 136H136L135 133H138V132H135V131H139L140 134L142 133V131H144V132L147 131V130L145 131V129L142 130V131L139 130L142 125L139 126L138 125V121H141V123L139 122V124H142L143 123L142 121L144 120L143 118L145 117V115L146 114L147 115L148 114H152V112L154 111L153 110L151 112V110H149V107H151L150 109H152V107H155L156 106V103H154L155 106L151 104L152 106H149L148 107L147 105H150L149 101H148V104H146L145 101H144L145 104H144V102L140 101V103H143V105H146L148 107V113H147V110L144 111L145 109L143 110V107L141 105H139V102H137V97H134L133 98ZM133 101L131 102V105H135V104H132V103H134ZM196 101L198 102V100H196ZM216 101H217V99H216ZM218 101H220V100H218ZM218 101H217L216 104H218ZM237 101H240V98ZM108 102L110 103L109 105L108 104H104V103H108ZM118 102L120 103V100ZM240 102L242 104L243 100H241ZM78 103H79V101H78ZM115 103H116V100L114 99L113 102H112V105L113 106H117L118 103L117 104H115ZM74 104H75V102H74ZM96 104H97V107L99 109L96 107ZM99 104H100V102H99ZM160 104H162V101H161ZM193 104H195V103H193ZM214 104H213V106L216 105V104L215 105ZM71 105H72V103H71ZM120 105H122V104H120ZM129 105H130V103H129ZM131 105H130V107H131ZM200 105H201V103H200ZM222 105H224V104H221V106ZM74 106L76 107V106H79V105H74ZM74 106H73V109L71 108L72 111L74 110ZM191 106H193V105H191ZM195 106H193V107H195ZM221 106H220V108H221ZM231 106H234L235 109H236V104H234V105L231 104ZM117 107H115V108H117ZM157 107H158V105H157ZM95 108H96V111H95ZM122 108H124L123 105H122ZM160 108H161V105H160ZM136 109H134V110H136ZM191 109H193L192 111H196L197 106H196V108H191ZM191 109H189V110H191ZM141 110H143L145 113L143 111H141ZM218 110H220V109H218ZM79 111H78V113H79ZM181 111H180V113H181ZM197 111H199V110L197 109ZM204 111H206V109ZM238 111H239V109H238ZM238 111H236V112L238 113ZM114 112H116V110H114ZM128 112H130V111L128 110L127 111V115H125L124 114V111H123L122 112V115H124V116L120 115L121 114V111H120V114L119 113L118 114L121 117L124 118L123 120H128V119H125V118H127L126 116H128ZM149 112H151V113H149ZM156 112L157 111H154L153 115L154 114H157ZM232 112H234V111L232 110ZM78 113H77V111L75 112V114H78ZM134 113H136V112H133V114ZM115 114L118 115L117 112ZM115 114H112V115H115ZM164 114H165V116H164ZM202 114H204V112ZM234 114H233V116H234ZM72 115H73L72 117H75V116H77V118L79 117V115H74V113ZM143 115H144V117H143ZM220 115H219V117H220ZM223 115H225V114L223 113ZM226 115H227V113H226ZM150 116H152V115H148V117H150ZM154 116L156 117V119H158L156 115H154ZM154 116H152V118ZM176 116H175L174 119L171 120L170 124L173 123V121L176 119ZM204 117H206V116H204ZM131 118H133V120ZM152 118L150 117V119H152ZM177 118L178 119L180 118V114H179V117H177ZM222 118L224 119L223 116H222ZM230 118H229V121H230L231 125L233 123H235V122L232 123L233 120H236L237 121V118L236 119L232 118L233 119V120L231 119L232 121L230 120ZM261 118H263V117L261 116ZM150 119H148V120H150ZM239 119H241V118H239ZM217 120H218V117H217ZM225 120H227V119H225ZM160 121L161 120H159V124H162V123L165 122V121H162V123H160ZM221 121L222 120H220V122ZM174 122H176V121H174ZM179 122L180 121H178L177 123H179ZM168 123H165V124L168 125ZM225 123H227V122H225ZM240 124H241V122H240ZM153 125L154 124H152V126ZM169 125H168V127H170ZM204 125L205 124H202L203 127H204ZM225 125L226 124H224V127H225ZM155 126L156 125H154V127ZM163 126H165L164 128H167L166 125H163ZM171 126H172V124H171ZM202 126H200V129L199 130H201L202 133H203V129H205L206 127L202 128ZM206 126H207V124H206ZM232 126H234V125H232ZM143 127H145V126H143ZM178 127L180 128V126H178ZM228 127H229V129H228ZM228 127L226 128V130H229L230 131V125H228ZM235 127L236 126H234V128ZM146 128L148 129V127H146ZM245 129L246 128H244L243 130L241 129L244 134L240 133L238 137L236 136L237 138L235 137V140L237 139L239 141L238 142V146L240 145L239 147L237 145H235V146H231L230 145L231 142H235V143H232V144H236L237 143L235 140L232 141L233 138H234V137H232V136H234V135H232V133H231L230 139H229V136L230 135L227 136L225 134L227 136L226 138L229 139V140H227V142H229L232 139L228 143L229 146L232 147L231 150L234 151L235 148L238 147V148H240L239 149L240 151H238L239 153H237V150H238V148H237L236 149V152L235 151L233 152L234 155H232V151L230 150V148L228 147V144L226 142V144H224V145L226 147H228L227 149L229 150L230 155L229 156L227 155L228 150L226 151V149H224L226 151V155L227 156L223 154L225 151L222 150L223 151V153H221L222 156L223 155L226 156L225 159H223V162H224V160H226L224 162V165L223 166H220L219 165V164H221V163H219V162H221L220 160L222 159L221 158V155L218 154L220 156L218 158V156H216V154L218 153V151H216V152L213 151L217 147L215 149L212 148L213 150L211 149L209 152L206 151V150H208L210 147L208 149H206V147H204L206 149L205 150L203 148L205 150L204 151V154H203V152H201V154H199V155L200 156L202 155L200 157L201 161L204 160L205 162L202 161L203 162L202 164L198 163L200 161L198 153H200V150L202 149V145H203L202 143L205 142V140L202 142V140H201L202 137H200V140H199L200 143L202 142L201 144H198L199 141H197L198 143H195V146L194 147L196 149L193 147L195 149L194 151L192 150V148L190 149L188 147L189 148V151H188V148H187L186 149L187 151L183 150L185 152H183V151L182 152L175 151L174 150L175 149V146H176L175 144L173 145L174 149H172V147L170 145L171 144L170 142L171 141L175 142L177 140L176 138H178L176 136L172 137L171 139H173V138L176 137L175 139L171 140L169 142V145H168L169 148L171 147L170 148L171 150L169 149V153H171L170 155H172V158L168 154V152H167L168 150L167 151H164L165 152L164 155L167 154V156H170V158H171V159L168 158L170 160L169 161V164H168V161H167L168 159L165 158V159H167L166 160V164L169 165L170 167L168 168V166L165 165V167L168 168V171L165 170L166 168L164 169L167 172V173L164 174V176L163 175H160V173H159V177L161 176L160 178H163L164 177V179H162L163 182H164V180L166 178L168 179V180L166 179L167 181H165V183H162L163 188L165 189L164 192H163L164 193L163 194V197L162 198L156 197V201H157V198L158 199H161V200H158L157 203L159 201H162L163 200V202H161L163 205L162 204H159V206H161V207H158V205H155L156 207L155 206L153 207V205H151L149 207H144L143 210H146V213H139V212H137V213H128V214H126V213H116L117 211H125V210H128V209L125 208V207H122V206H119L118 207V206L115 205V201L116 200L115 199H112L110 197V195L113 192L112 189L107 190L106 191L107 193H106L105 191H101L100 189H98L96 187V184H94L93 181H91L92 175L86 174L87 171H88L86 169H89V164L91 162V159L89 157L87 158V156L84 154V156H82L80 158L81 160H83L82 163H81V160H80L79 163H81L80 165L84 164V165H82V167H85V166L86 167L83 170L84 172H82V169L83 168L79 166L81 172H80V174L78 176H80L81 178H84L87 175V177H85V178L90 179L89 181L91 183L90 182H88V183L85 182L86 184L85 183H82V186L83 187H84V185L86 186L84 188L81 186L82 187V190H80V191H83L82 193H84V196L82 195L83 197H81L80 199L78 198L79 199L78 201L80 202V205L82 204L83 206L81 205V207H77V209H78L79 212H82V213H78L76 215H71V214H67L66 212H62L64 214H58V213H60L58 211L59 209L56 210L58 207L57 208L54 207V209H53V207L49 205V209L52 207L50 210H52L51 212H53V210H54V213H50V212L47 213V212H45V210H47V207L48 206L46 208L44 206H43V208H41L42 207L41 206L40 207L41 208V211H39L40 214L35 213L36 215L35 214L32 215V213H28V211H27V212H25V214L22 213V215H21V214H17L16 213L17 212L16 210H14L15 213H13L12 210H11L12 211L11 212L10 211V208L5 206V204H7V201L3 200V203H4V201L6 202L5 204H3L0 201V203H2L4 205L3 206L1 204L2 207L0 206V264H107L108 262H111V264H264V157L262 155H260L261 154L260 153L261 150H260L259 147L261 145H259L258 143H257V145L256 144H253V143H256L257 142L256 138H255L256 142H254V141H253V143L248 142L247 139L249 138V135L248 136L245 135L246 134L244 132ZM123 130H125V129L123 128ZM178 130H180V129H178ZM199 130H197V131H199ZM221 130H225V129H221ZM133 131H134V133H133ZM232 131H234V130H232ZM144 132H143V135L145 136L146 134H144ZM178 133H180V132H178ZM238 133H235V135H238ZM140 134L138 136H140ZM199 135L200 134H198V136ZM201 136H203V135H201ZM203 137H206V136H203ZM211 137L213 139V135ZM223 137H225V136H223ZM116 138H117V140H116ZM250 138H252V136H250ZM46 140H47L46 138L44 140L42 139V141H44V143L47 144ZM109 140H110L109 141L110 142V145L109 146H111L110 149H114L113 148V145H115V142L116 141H117L116 144L117 145L119 144L120 147H121V144H120V142H121L120 135H117V134L115 135L114 134V136H110ZM222 140H223V138H222ZM245 140L247 142H245ZM101 141L103 143H101ZM217 142H215V143H217ZM249 143L252 144L253 146L254 145L255 146L253 147ZM41 145H43V142L41 143ZM107 146H108V144H106V148L109 147V146L108 147ZM168 146H166V147H168ZM199 146L201 147V149H198L197 150V148H200ZM204 146H205V144H204ZM256 146H259V147H256ZM103 147H105V146H103ZM177 147L180 149V145L179 146L177 145ZM233 147H234V149H233ZM255 147L258 148V149H256ZM262 148L263 147H261V149ZM222 151H220V152H222ZM104 152H105V150H104ZM107 152H109V148H108V150L106 149V153ZM35 158L33 159V162L31 161V164L32 165H36V163H39V166L40 167H43V169H44V166L42 164H40V162H39V160L42 159V158H39V159L37 158L38 160L36 161V163H34V161L36 160ZM84 158H85V160H84ZM198 159H199V161H198ZM42 160H41V163H42ZM43 162H45V161H43ZM39 166H37V169L40 170L41 168ZM2 167H1V170H2ZM32 167H34V166H32ZM34 168H36V167H34ZM34 168H32V169H34ZM3 169H5V166H4ZM47 170H49V169H46L45 171H47ZM81 173H84V175L81 174ZM163 173L164 172H162V174ZM2 174H4V173L2 172ZM166 174H167V177H165ZM81 175H83V177ZM156 175L158 176V174H156ZM156 175H155L154 178L157 177ZM159 177H157L156 179H159ZM3 178H4V175H3ZM3 178H0V179L3 180ZM5 178H4V182L7 181ZM37 178H39V176H37ZM40 182H36V183L38 184ZM2 183H3V181H2ZM5 184L3 186H5ZM37 184H34L33 185V190L34 191H35V189H37L36 188L37 187ZM42 184L41 183L38 184V185H41V186L38 187L39 188L38 191L36 190L37 199H38V196L41 198V199L39 198L40 200H42V198H44V200H43L44 202L39 200L40 201L39 203H41V205L42 204H46V201H48V198L47 197H43L44 196L43 193L46 191L45 188L47 186L46 187L44 186L45 183L43 185ZM57 184H59V183H57ZM60 185H61V183L59 185H57V186H60ZM77 185L79 186L80 183L77 184ZM3 186H1V188ZM42 186H44L45 188L42 187ZM40 187H42V188L40 189ZM81 187H79V188H81ZM3 188H5V187H3ZM46 189L48 191V194H46L47 191L45 192V194L46 195H49V194L51 195L50 192H52V190L50 191L48 188H46ZM42 190H43V192H42ZM80 191H79V193H81ZM2 192H3V190H2ZM0 193H1V191H0ZM36 193L34 192L35 196H36ZM38 193H40V194L38 195ZM57 193H58V195L59 194L61 195V193H59V192H57ZM1 194H0V196H1ZM102 194L103 195H105V194L107 195L108 194V197L107 198L97 199V197H99L98 195H102ZM40 195H42V196H40ZM45 198L47 200H45ZM34 199H36V198L34 197ZM51 199H53V198H51ZM51 199L49 198V201L48 202L52 201ZM59 199H61V197L58 198V200L56 199L55 201H58V202L61 201ZM9 201L10 200L8 199V203H11L12 202V201L11 202H9ZM52 202H54V200ZM148 202H150V201H148ZM11 205H12V203H11ZM7 208H9V209H7ZM6 209L9 210L10 213L8 211H6ZM12 209H15V207H13ZM42 209H45V210L43 211ZM49 209L47 211H50ZM36 210H40V209H36ZM65 210L66 209H64V211ZM55 211L58 212V213H56ZM61 211H62V208H61ZM157 211H158V213H157Z\"/></svg>",
  "mask_w": 264,
  "mask_h": 264
}]
</instances>
